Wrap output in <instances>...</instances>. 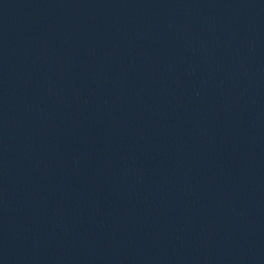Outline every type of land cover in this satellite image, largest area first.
Returning a JSON list of instances; mask_svg holds the SVG:
<instances>
[{
  "label": "water",
  "instance_id": "1",
  "mask_svg": "<svg viewBox=\"0 0 264 264\" xmlns=\"http://www.w3.org/2000/svg\"><path fill=\"white\" fill-rule=\"evenodd\" d=\"M0 264H264V0H0Z\"/></svg>",
  "mask_w": 264,
  "mask_h": 264
}]
</instances>
